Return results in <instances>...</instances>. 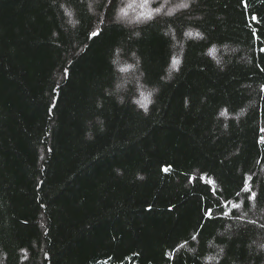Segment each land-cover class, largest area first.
Instances as JSON below:
<instances>
[{"label": "trees", "instance_id": "16d2710c", "mask_svg": "<svg viewBox=\"0 0 264 264\" xmlns=\"http://www.w3.org/2000/svg\"><path fill=\"white\" fill-rule=\"evenodd\" d=\"M120 1L0 0V264H264V0Z\"/></svg>", "mask_w": 264, "mask_h": 264}, {"label": "rangeland", "instance_id": "374dc122", "mask_svg": "<svg viewBox=\"0 0 264 264\" xmlns=\"http://www.w3.org/2000/svg\"><path fill=\"white\" fill-rule=\"evenodd\" d=\"M101 1V0H99ZM122 1V3H121ZM120 1V6L119 9L116 10L117 14H116V18L120 20V22L128 24V25H133V24H137L139 23L141 20H143V18H141L142 13H145V11L142 8V4H149L151 3L152 0H121ZM153 1H158V0H153ZM169 1L170 5L168 6V8H166L169 12L171 13H175V11H179L180 6H175V3L172 0H167ZM188 1V0H182L179 1V5H181L182 2ZM153 11V9H152ZM157 11V10H154ZM163 11V10H162ZM173 67H176V63L173 64ZM133 74V73H132ZM126 77H129L126 75ZM145 94V93H144ZM143 94V95H144ZM142 95V96H143ZM140 105H142L143 107L147 104V102L145 103V100H140L139 101Z\"/></svg>", "mask_w": 264, "mask_h": 264}, {"label": "snow or ice", "instance_id": "6c2138e0", "mask_svg": "<svg viewBox=\"0 0 264 264\" xmlns=\"http://www.w3.org/2000/svg\"><path fill=\"white\" fill-rule=\"evenodd\" d=\"M242 2L244 3V6L247 7V0H242ZM182 6L183 7H187L188 5H182ZM253 19L255 20L256 23H259L260 22L258 17H253ZM99 34L100 33L96 32V31H93L91 33V36L92 37H96ZM257 38H259V37H257ZM262 51H264V49H262ZM174 63H176V62L174 61ZM261 142L264 143V138H262ZM164 171L167 172L168 169L165 168ZM246 182L247 183H251V179L248 178L247 181H245V178L242 177L239 191H243L244 192L246 199L256 200L257 199V193L255 191H253L250 187L249 188H245V183ZM239 191L236 193V195H239ZM233 206L234 207H238V205H233ZM208 215L211 217L212 216V212H209ZM229 215H231V213H229ZM196 238L197 237H193L192 239H196ZM260 247L261 248H264V244H262Z\"/></svg>", "mask_w": 264, "mask_h": 264}, {"label": "clouds", "instance_id": "9594fccd", "mask_svg": "<svg viewBox=\"0 0 264 264\" xmlns=\"http://www.w3.org/2000/svg\"><path fill=\"white\" fill-rule=\"evenodd\" d=\"M119 102H120V103H123V100L121 99Z\"/></svg>", "mask_w": 264, "mask_h": 264}]
</instances>
